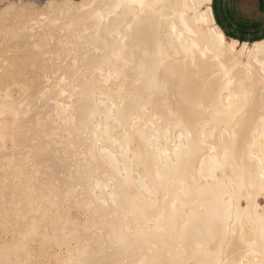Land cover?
I'll return each instance as SVG.
<instances>
[{"label": "bare ground", "instance_id": "obj_1", "mask_svg": "<svg viewBox=\"0 0 264 264\" xmlns=\"http://www.w3.org/2000/svg\"><path fill=\"white\" fill-rule=\"evenodd\" d=\"M3 1L0 264H264V39L211 0Z\"/></svg>", "mask_w": 264, "mask_h": 264}, {"label": "crops", "instance_id": "obj_2", "mask_svg": "<svg viewBox=\"0 0 264 264\" xmlns=\"http://www.w3.org/2000/svg\"><path fill=\"white\" fill-rule=\"evenodd\" d=\"M213 19L229 38L253 42L264 39V0H211Z\"/></svg>", "mask_w": 264, "mask_h": 264}, {"label": "rangeland", "instance_id": "obj_3", "mask_svg": "<svg viewBox=\"0 0 264 264\" xmlns=\"http://www.w3.org/2000/svg\"><path fill=\"white\" fill-rule=\"evenodd\" d=\"M15 3H19V2H21V1H26V0H13ZM29 1H33L36 5H42L44 2H45V0H29ZM5 2L3 1V2H1L0 3V7H2L1 5L2 4H4ZM259 201L261 202V203H263L262 202V199H259Z\"/></svg>", "mask_w": 264, "mask_h": 264}]
</instances>
